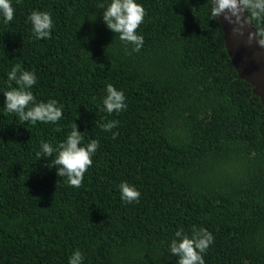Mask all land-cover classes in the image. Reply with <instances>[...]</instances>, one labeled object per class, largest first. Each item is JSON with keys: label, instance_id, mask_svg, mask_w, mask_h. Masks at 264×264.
Instances as JSON below:
<instances>
[{"label": "trees", "instance_id": "1", "mask_svg": "<svg viewBox=\"0 0 264 264\" xmlns=\"http://www.w3.org/2000/svg\"><path fill=\"white\" fill-rule=\"evenodd\" d=\"M137 2L139 52L103 22L97 5L110 0H11L13 20L0 15V264H68L77 249L83 264H177L170 242L193 225L214 236L205 264H264L262 103L209 19L211 0ZM32 11L51 14L50 39L35 38ZM17 64L35 72L37 102L63 105L58 122L6 112ZM109 84L126 110H104ZM108 121L119 124L102 130ZM74 124L82 144L99 141L79 188L52 168ZM123 182L138 203L121 199Z\"/></svg>", "mask_w": 264, "mask_h": 264}, {"label": "clouds", "instance_id": "2", "mask_svg": "<svg viewBox=\"0 0 264 264\" xmlns=\"http://www.w3.org/2000/svg\"><path fill=\"white\" fill-rule=\"evenodd\" d=\"M103 10V22L112 32L119 34V39L125 45H134L132 51L139 52L144 43V37L137 34V29L144 22L147 12L137 0H110V3H98ZM0 15L4 22L13 20L14 8L11 0H0ZM226 21L231 26L234 38H245L244 43L251 47L264 49V0H211L210 20ZM27 19L31 22L36 39H50L53 21L47 11H32ZM251 29H254L252 31ZM130 54V53H129ZM8 88L4 93L5 109L8 113H15L21 124L25 122L56 123L63 116V105H58L54 99L47 102H37L30 89L37 83L35 72L21 70L19 64L14 65L7 74ZM15 82L17 87L12 86ZM107 95L103 99L104 110L111 114L127 109L123 91L117 90L112 84L106 89ZM31 105V107H29ZM119 121H108L100 124L102 130L111 131ZM118 133H113V139ZM83 136L77 124L72 126L66 140L60 143L56 152L58 155L52 163L57 169L58 177H67L68 184L79 188L84 174L93 164L92 157L98 150L99 141L93 139L90 143L82 144ZM54 148L50 143H43L41 151L37 153L40 159L47 161L52 158ZM49 167V164H47ZM121 199L128 202H139L141 193L128 182L120 184ZM214 243L213 234L204 227L192 226L191 232L183 228L175 232V238L169 245V253L178 257L177 264H205L204 254ZM84 255L77 249L69 257L68 264H83Z\"/></svg>", "mask_w": 264, "mask_h": 264}, {"label": "water", "instance_id": "3", "mask_svg": "<svg viewBox=\"0 0 264 264\" xmlns=\"http://www.w3.org/2000/svg\"><path fill=\"white\" fill-rule=\"evenodd\" d=\"M223 32L225 48L238 75L252 86V92L256 94L264 108V49L253 46L248 47L244 43L245 38H234L231 26L219 20ZM254 31V29H251Z\"/></svg>", "mask_w": 264, "mask_h": 264}]
</instances>
